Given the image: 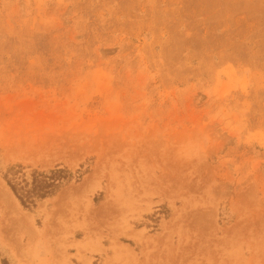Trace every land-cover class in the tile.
Wrapping results in <instances>:
<instances>
[{
	"label": "rangeland",
	"instance_id": "374dc122",
	"mask_svg": "<svg viewBox=\"0 0 264 264\" xmlns=\"http://www.w3.org/2000/svg\"><path fill=\"white\" fill-rule=\"evenodd\" d=\"M59 169L0 264H264V0H0V182Z\"/></svg>",
	"mask_w": 264,
	"mask_h": 264
},
{
	"label": "trees",
	"instance_id": "16d2710c",
	"mask_svg": "<svg viewBox=\"0 0 264 264\" xmlns=\"http://www.w3.org/2000/svg\"><path fill=\"white\" fill-rule=\"evenodd\" d=\"M31 176V183L25 180L22 182L11 180L8 174L3 177L22 207L27 209L34 208L37 201L54 196L64 184L71 180V174L66 169L53 170L47 174L33 171Z\"/></svg>",
	"mask_w": 264,
	"mask_h": 264
},
{
	"label": "bare ground",
	"instance_id": "6f19581e",
	"mask_svg": "<svg viewBox=\"0 0 264 264\" xmlns=\"http://www.w3.org/2000/svg\"><path fill=\"white\" fill-rule=\"evenodd\" d=\"M145 37V36H144ZM147 39V38H146ZM88 178H85L84 181L88 182L87 180ZM85 182V184L83 185H87V183ZM90 188V187H89ZM88 189V188H87ZM85 190V189H84ZM0 193L2 194V196L4 197V199L8 202L11 203L16 209L17 211L22 213V210L20 209V205L18 203V201L16 200V198L13 196V194L11 193L9 187L6 186V184L4 183V181L0 182ZM62 195V194H61ZM64 195V194H63ZM6 205V204H5ZM6 213V212H5ZM7 214V213H6ZM27 216V215H25ZM117 246V253L115 254V257L119 259V257H124L126 252L129 251L128 246L125 244H116ZM89 261V260H87Z\"/></svg>",
	"mask_w": 264,
	"mask_h": 264
}]
</instances>
